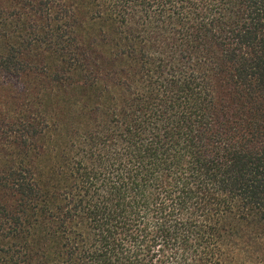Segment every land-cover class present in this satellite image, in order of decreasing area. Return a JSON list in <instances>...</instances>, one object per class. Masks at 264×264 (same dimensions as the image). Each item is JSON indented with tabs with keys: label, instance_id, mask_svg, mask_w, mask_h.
Returning <instances> with one entry per match:
<instances>
[{
	"label": "trees",
	"instance_id": "trees-1",
	"mask_svg": "<svg viewBox=\"0 0 264 264\" xmlns=\"http://www.w3.org/2000/svg\"><path fill=\"white\" fill-rule=\"evenodd\" d=\"M0 264H264V0H0Z\"/></svg>",
	"mask_w": 264,
	"mask_h": 264
}]
</instances>
